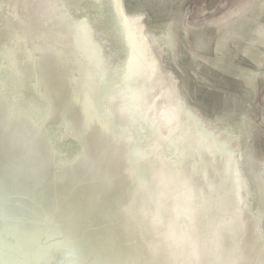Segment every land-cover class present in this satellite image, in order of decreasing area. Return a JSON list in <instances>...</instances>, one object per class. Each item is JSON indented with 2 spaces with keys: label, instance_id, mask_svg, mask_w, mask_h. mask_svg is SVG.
Masks as SVG:
<instances>
[{
  "label": "water",
  "instance_id": "water-1",
  "mask_svg": "<svg viewBox=\"0 0 264 264\" xmlns=\"http://www.w3.org/2000/svg\"><path fill=\"white\" fill-rule=\"evenodd\" d=\"M120 4L125 22L144 28L139 34L146 41L145 31L148 34L155 23L144 7L136 0ZM85 34L80 48L72 36L49 33L41 25L29 35L28 45L0 34V41H10L0 69L9 70L15 80L13 92L0 80V264H198L192 257L195 249L207 264L229 228L223 223L220 235L215 208L206 201L207 190H217L219 177L203 178L198 167L196 174L186 172L195 162L188 143L181 141L177 148L166 132L151 135L150 128L148 138L146 134L138 143L134 132L126 134L128 125L120 129L117 114L106 117L107 106L92 91L87 104L81 98L63 109L45 88V72L25 57L38 56L34 46L57 55H78L90 43L95 56L102 54L94 30ZM114 93L110 89L106 97L113 101ZM29 94L39 105L28 100ZM109 104L118 112L117 105ZM82 105L89 110L84 118L77 107ZM117 128L124 139L114 136ZM70 145L74 154L68 158L63 148ZM235 183L237 188V179ZM192 208L201 213L193 214ZM248 215L249 222L257 218ZM245 230L249 232L246 225ZM252 232L244 255L247 264H259V242ZM227 242L222 258L233 264L239 260L235 249L240 241ZM244 255L239 264H246Z\"/></svg>",
  "mask_w": 264,
  "mask_h": 264
},
{
  "label": "bare ground",
  "instance_id": "bare-ground-1",
  "mask_svg": "<svg viewBox=\"0 0 264 264\" xmlns=\"http://www.w3.org/2000/svg\"><path fill=\"white\" fill-rule=\"evenodd\" d=\"M23 1L24 0H13V2L8 4L6 7H3L4 1L0 0V34L2 35L3 32H5L6 34L14 35L16 38V44H21L24 42V45H26L29 35L26 32L19 31L18 33L15 30L12 24L15 25L17 20L8 21L6 18L1 16L2 13L6 12V10L9 9L11 5L19 6L20 9L23 6L24 9L21 10V13L24 14L23 17H34V22L32 23L33 25H31V27L37 29V27L41 25L44 27V29L49 28V33L51 31L65 33L67 39H71L70 36H72L79 45V48L80 43L85 38V33H90L93 29L87 19H84L86 23L81 21L80 25H77L78 27L73 25L71 19L75 18L70 17L71 14L68 10H61L55 0L54 8H56L57 13L54 12V10H52L53 8L48 5L47 7L33 5L36 3L35 0H27V4L26 1L23 4ZM115 1L116 0H110V4L111 9L114 11L118 21L119 34L121 33V41L124 48L126 49V56L123 62L118 65H109V62L103 53L96 54L97 56H95L91 52L90 45L92 43L89 42L90 44H88L87 41V48H84L85 46L83 45L82 53L71 56L57 55L52 53V51H46L44 49V51H41L39 46H34L33 48L35 49V53L39 54H36L38 56H34L32 54L31 58L34 59L38 64L42 62L41 66H44L46 63V69H42L40 65L36 66L37 68H40L41 72H45V74H43L44 78L42 79V81L45 83V88L48 91L53 92L52 97L57 99L59 103H62L63 109H69V105L72 103H74V105L75 103L77 104L81 98L83 99V103L87 104L88 95L85 96L86 80L83 76V72H85V74L88 73L89 79L91 77L93 78V80H90V85L93 87V89L98 88L101 90V92H105L104 94L102 92L98 97L101 101L103 100L102 103L108 107L106 111V117L107 115L117 114L120 129L123 130L125 128L126 130V126L128 125L127 121L129 119L132 121L137 120L140 123L139 126H141L142 123L140 120L143 119L144 122H146V127L149 126V130L151 128L149 131L151 135H159L162 133L165 135L166 132V137L172 139L174 142L173 145L177 148H180L179 145L182 143L181 141H186L189 146V153H191L192 157L195 159L194 166L191 169H187L186 172L192 171L195 173L199 169L201 177L203 178H213L215 176L219 177L220 184L216 187L217 190H212V188L211 190H207L209 194L207 193V198H205L210 209L215 208L214 211L212 210V213L214 212V217L216 218L215 221L219 225V230L223 228V223L229 227L227 230V237L225 234V238H219V240H221L219 243H217L219 252L214 248V254L212 252L210 257H214V260L208 259L210 260L208 262L210 264H213L214 261H216V264H232V262H230L227 258H222L224 245L225 243L228 244L227 240L229 242L230 240H239L240 242L237 243L238 246L235 249V252L239 253V260H235L233 263L239 264V262H241L240 258L245 254L244 243L245 241L248 242V239L253 236L252 230L254 229V232L256 231L255 235L258 238L260 250L257 252V256L261 257V260H259L260 262L258 263L264 264V230L262 228V224H264V205H262L264 204V198H258L260 202L258 208L255 210L252 204V194L249 184L250 181L247 176L243 174L242 167L240 166L241 154H239L240 147L238 141V138H240V133H237L235 128L230 129L228 126H224L223 122L219 119L209 118L197 105L189 101L185 93H182L180 87L178 86L179 81L177 77L172 71H170V67H168L170 70L167 68V64L164 61L165 54L166 58L177 60L178 46L173 43V34H175V32L171 29L161 30V28H158V25H155V28L148 30V34L145 31V37L147 40L143 41L140 37L139 30L135 26L125 22L124 17L121 14L122 12L120 11L122 8H119V6L121 7V4L118 5V3ZM136 1L141 3L143 7H148L150 10H156L160 12L162 0ZM46 3L47 2L45 1V4ZM42 9H45L46 12L41 13ZM59 11L62 12L60 13ZM120 17L123 20L124 25L120 24ZM84 28L86 30H84ZM127 36L129 38L137 36V39L141 40L142 42L138 43L140 45L138 46L140 56L137 58L134 55L133 50H129L127 47ZM132 45L135 44L132 43ZM158 46L160 47L157 50ZM159 52L162 53V56H159ZM55 57L63 59L72 57L73 59H79V62L77 60L68 62V65L75 63L77 69H71L67 67V71H71L70 75L67 74V76L69 75L67 83H62V81L56 76L57 73H55L53 68ZM153 70H155L157 76L166 80L165 89H160L154 83ZM73 71H77L79 73V79H77L76 76L72 74ZM61 76H65V74H62ZM103 88H106V91ZM93 89L91 93H93ZM110 89H113L115 92L113 101H110L109 98L106 97V94L109 93ZM73 91L83 93H81L80 96L78 93H74ZM116 91H119V94L121 95V101L118 97L116 98ZM87 94H89V91ZM72 95H75L76 100L73 98V101L69 97ZM117 99L123 106V108H119L121 110H118L120 111L121 115H123L121 118L117 112H113L111 106L109 108L110 102L111 104L114 103V105H117ZM66 100L69 102V105L66 103ZM244 102L245 98L242 97V95H239L237 97L236 104L240 105H235L238 107L236 110H238L239 113ZM77 107L81 118H84V115L89 114L88 106L82 105L81 107ZM238 112L234 111L233 113L238 114ZM235 118V116L231 117L230 121H237ZM103 120L104 122H107L106 118ZM172 122H174V126ZM175 124L177 127H175ZM120 129L117 128L118 134H114V136L119 140L125 138V134H123ZM133 129L135 128L133 127ZM128 133L130 135L133 134L129 128L126 134L128 135ZM148 136L149 134H147V138ZM177 139L178 141L176 142ZM204 139L207 140V143H205L207 144L206 146L203 145L205 141ZM136 141L138 143L141 142V140L137 138ZM135 146L138 147V144H135ZM134 148L135 147L132 149L134 150ZM177 150L180 151V149ZM196 167H198V169H196ZM251 169L255 175L254 186L262 191V182L259 178V173L262 170L261 168L258 169L256 166L254 167L253 165L250 170ZM203 178L202 180L205 181ZM236 179L238 181L237 188V183H235ZM202 185L205 187V183H202ZM231 193H233V195ZM238 193L240 194L239 197L237 196ZM223 194H225L226 198L228 199H226V202H228L227 204H224L225 198ZM188 201L191 203L190 195H188ZM177 209L178 207L176 206L174 210ZM192 209L193 214H196L197 216L201 213V210H197V208ZM248 213L251 216L253 215V217H257L255 220L251 219V223L249 222L250 216ZM198 220L201 222L200 219ZM215 221L212 220L211 222ZM200 225L202 228L203 226L201 223ZM245 225L246 228H248V233L250 235L247 233V230H245ZM220 235H224L222 230ZM224 239L225 241H222ZM252 251L253 250H251V253ZM201 253V250L199 251V249H195V252L192 256L196 258L198 264H203L200 259ZM249 256L251 257V255ZM243 260H246L247 264L248 256L245 258L244 255Z\"/></svg>",
  "mask_w": 264,
  "mask_h": 264
},
{
  "label": "rangeland",
  "instance_id": "rangeland-1",
  "mask_svg": "<svg viewBox=\"0 0 264 264\" xmlns=\"http://www.w3.org/2000/svg\"><path fill=\"white\" fill-rule=\"evenodd\" d=\"M3 1V7L13 2V0ZM25 1L27 4V0H24L23 4ZM35 1L36 3L33 5L41 7L48 5L56 12L54 0ZM55 1L61 10H69L75 18L71 19L72 24L76 27L80 25L81 21L85 22L84 19L83 21L79 18L86 17L88 19L109 64L118 65L123 62L126 55L119 36L118 21L111 9L110 0L98 2L94 0ZM120 1L116 0L115 2L120 5ZM139 4L141 5V3ZM119 8L121 7L119 6ZM22 9H24L23 6L20 9L19 6L11 5L1 16L8 21L17 20L15 25H12L18 33L20 31L31 35L35 30L34 27H31L34 17H23ZM144 9L153 24L159 26L158 28L161 30L171 29L175 32L173 43L178 46L177 60L166 58L165 54L164 61L167 68L170 67L171 70L168 69L177 77L182 93H185L189 101L197 105L209 118L219 119L224 126H228L230 129L235 128L236 132L240 133V138H238L239 154H241L240 166L243 174L250 181L252 204L256 210L260 202L258 198H264V0H162L161 14L148 7H144ZM44 12L46 10L42 9L41 13ZM136 28L145 30L140 26H136ZM45 30L49 31V28ZM84 30L86 29L84 28ZM138 43L142 42L137 39V36L132 38L127 36V47L129 50H133L136 58L140 56ZM9 47L10 41L1 39L0 61L5 49ZM159 56H162L161 52H159ZM30 57L26 58L35 66L42 65V62L38 64ZM75 60L79 62L77 58H54L53 68L62 83H67L71 72L67 71V67L77 69L75 63L68 65V62ZM41 67L46 69V63ZM62 74L65 76H61ZM67 74L69 75L67 76ZM72 74L77 79L80 78L77 71H73ZM83 76L86 80V96L88 91L90 93V90L93 89L90 85V80L93 78L89 79L88 73L85 74V72H83ZM153 77L157 87L166 88V80L157 76L155 70H153ZM0 80L7 91H14L15 80L9 70L0 69ZM73 92L80 96L83 93ZM116 92V98L118 97L121 101L119 91ZM51 93L53 96V92ZM92 94L100 95L95 90ZM239 95L245 98L240 113L236 110L238 109L236 106L240 105L236 104ZM73 96L69 97L73 100ZM27 98L33 104L39 105L32 94H29ZM119 100L117 106L114 107L121 110L119 108H123V106ZM234 111L238 114L233 113ZM117 113L120 118L123 116L120 111ZM234 116L237 121H230ZM127 122L128 128L132 133L134 132L137 139L142 141L148 133L146 125L142 123L139 126L140 123L136 121L133 124L135 129H133L131 123L133 121L129 119ZM63 149L68 154V158L73 156L74 148L71 145L65 146ZM252 165L262 170L259 173L262 191L254 186L255 175L252 169L250 170ZM262 228L264 230V224H262Z\"/></svg>",
  "mask_w": 264,
  "mask_h": 264
},
{
  "label": "flooded vegetation",
  "instance_id": "flooded-vegetation-1",
  "mask_svg": "<svg viewBox=\"0 0 264 264\" xmlns=\"http://www.w3.org/2000/svg\"><path fill=\"white\" fill-rule=\"evenodd\" d=\"M95 2H98V1H100V0H94Z\"/></svg>",
  "mask_w": 264,
  "mask_h": 264
}]
</instances>
